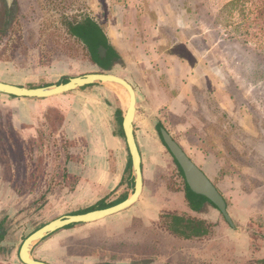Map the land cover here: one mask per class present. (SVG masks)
Listing matches in <instances>:
<instances>
[{
  "label": "rangeland",
  "instance_id": "1",
  "mask_svg": "<svg viewBox=\"0 0 264 264\" xmlns=\"http://www.w3.org/2000/svg\"><path fill=\"white\" fill-rule=\"evenodd\" d=\"M152 9L162 17L159 48L177 40L199 56L192 73L188 66L181 70L186 89L201 85L204 73H211L229 99L226 111L235 129L186 98L177 115L162 111L159 118L176 142L200 146L219 163L214 184L232 226L220 211L208 212L207 219L218 223L215 236L193 242L140 227L132 233L131 221L108 216L55 231L34 246L36 259L51 264H253L264 257V239L252 235L253 230L264 233V0H0V81L39 87L98 71L66 32L63 16L88 13L102 26L107 21L128 26L131 16L136 24L153 19ZM177 52L185 54L181 46ZM110 72L138 86L127 69L117 66ZM92 86L36 104L0 94V221L6 230L0 264H23L18 258L22 241L48 221L89 210L99 201L113 203L114 190L102 185V166L89 147L105 133L102 123L111 108L120 105L124 113L126 96L115 84ZM108 161L105 171L115 180L120 163ZM169 167L171 191L180 192L181 179L172 162ZM141 224L150 227L152 221Z\"/></svg>",
  "mask_w": 264,
  "mask_h": 264
},
{
  "label": "crops",
  "instance_id": "2",
  "mask_svg": "<svg viewBox=\"0 0 264 264\" xmlns=\"http://www.w3.org/2000/svg\"><path fill=\"white\" fill-rule=\"evenodd\" d=\"M131 5L132 3L130 2L127 6L129 9L127 14L129 15L132 12ZM152 12L153 16H151L153 19H150L149 16L144 17L140 24L134 23V18L131 16L128 26L123 23L119 24L118 21H107L105 26H103L109 41L121 54L122 58L128 54L130 55V58L124 61L123 69H127L138 84L135 87L130 79L127 80L125 78L132 85L136 95V103L138 104L133 119V133L140 154L142 174V189L135 203L110 216H119L129 221L133 218H138L140 221L143 219L153 223L159 219L161 211L174 209L205 220H211L207 219L206 213H214V211L219 213L217 208L210 205V203H204L199 211L193 210L187 204L182 184L180 192L171 191L168 171L171 168L169 165L171 162L173 163V160L163 145L156 127L158 124H162L161 128L167 130L172 136L159 118L160 112L166 111L169 114L172 112L177 115V109L180 105H183L185 98L190 105L197 106L193 93L195 88H201L206 82L207 85L209 84L208 86L217 105L225 112H227L226 106H228L225 104H229V99L226 96L224 87L220 84H214L213 78L210 76L211 73H204L203 77L205 79L201 85L192 83L191 90L186 89V75L181 70L185 66H188L189 69L194 67L198 63L199 56L188 46V43H182L177 40L167 42V46L164 49L159 48L161 44H164L160 35L163 27L162 17L159 11L152 9ZM124 45L137 48H124ZM180 46L184 49L185 54L177 52V47ZM199 55L201 56L202 54L199 53ZM190 73H192V69ZM93 88L92 86L91 89ZM82 89L78 88L72 92L82 91ZM19 100L32 99L19 97ZM35 102L37 101L34 100L30 104ZM103 105L106 107L105 104ZM173 107L176 108V112ZM113 121L114 108H111L109 115L107 114L102 123L105 133L99 135V141L97 143L94 141L95 143H92V146L89 147L91 154L94 153V157L98 159L96 163L102 166L103 171L100 172L104 175L101 181L102 185L106 189L114 190L111 199L113 203L104 201L109 206L126 199L134 188L125 140L116 131ZM179 145L214 184V178L220 170L216 159L211 154L203 152L200 146H191L189 148L182 144ZM109 158H116L120 163L115 180L113 173L109 170L105 171L109 166ZM173 166H175L174 163ZM97 173L99 172L97 171ZM132 210L137 211V213L135 215L127 214L128 211Z\"/></svg>",
  "mask_w": 264,
  "mask_h": 264
},
{
  "label": "water",
  "instance_id": "3",
  "mask_svg": "<svg viewBox=\"0 0 264 264\" xmlns=\"http://www.w3.org/2000/svg\"><path fill=\"white\" fill-rule=\"evenodd\" d=\"M99 50L100 53H103L102 48ZM94 83H111L119 85L127 91L129 101L122 116L121 127L131 163L130 167L134 181L133 192L126 199L114 205L93 209L83 213L60 216L40 226L24 238L18 249V258L23 264H51L49 262L36 259L31 254L34 246L44 237L71 224L92 223L104 219L112 214L126 209L138 199L142 189V174L140 154L133 133V119L136 111V95L132 85L125 78L113 72L106 71L90 72L71 77L63 83L49 84L40 87H27L0 81V94L28 98H47L62 95ZM160 134L171 155L180 166L184 180L189 189L196 194L206 197L221 212L225 220L232 225L231 219L226 210L225 200L212 181L187 156L167 130L161 128Z\"/></svg>",
  "mask_w": 264,
  "mask_h": 264
},
{
  "label": "trees",
  "instance_id": "4",
  "mask_svg": "<svg viewBox=\"0 0 264 264\" xmlns=\"http://www.w3.org/2000/svg\"><path fill=\"white\" fill-rule=\"evenodd\" d=\"M3 5L6 10L5 12L8 15L9 6H7V2L4 1ZM62 22L66 29V32L71 37L75 38L77 42L81 44V48L85 50L86 54L90 57V60L98 67V71L110 72L116 66H121V67L124 66V61H123L121 54L111 44V42L109 41L104 31L103 26L98 21H96L94 17H92L88 13H81L79 16H76L74 18H68L66 15H64ZM100 48L104 50V53H100V50H99ZM256 78L254 77L253 80H256ZM255 82H260V81H253V83ZM92 85L94 84H89L81 88L90 87ZM41 86H45V85H41ZM193 94L197 101V105H200V104L205 105L206 107L210 108L211 113L223 117L225 121L227 122V126L229 128H234V129L237 128V125L235 124V122L232 121V116L229 115L224 110H222L217 105L214 97L212 96L211 90L206 83L203 84L201 88H195V91ZM6 96H8L9 98H19V97H15L11 95H6ZM24 98L32 99L36 101H48L54 97H47V98L24 97ZM115 102L117 103V101ZM122 115H123V112H122L120 105L115 106L114 107V121H113L114 126H115L116 131L122 137H124L122 128H121ZM161 127H162V124H158L156 129L158 131L159 137L163 145L165 146L167 152L171 155L170 151L168 150L167 146L162 140V137L160 134ZM171 157H172L173 163L175 164L177 174L181 179V184L183 186L184 195H185L187 204L193 210H196V211H199L204 203H210V205L216 208V206L213 203H211L206 197L196 194L189 189L188 185L186 184L184 180V176H183L180 166L178 165V163L176 162V160L173 158L172 155ZM130 164L131 163L129 160V166ZM107 206L109 205L103 204V201H99L96 207L90 208L89 210H85L83 212H87L93 209L104 208ZM83 212L81 211L79 213H83ZM131 224L133 226L132 233H135L138 227H140L142 231L145 230V231L152 232L155 234L159 232L165 233L174 238L182 239L185 241H193V242L205 241V240L213 238L215 236L214 234L215 230L218 226V223L216 221L205 220L200 217L192 216V215H189L183 212H179L174 209H166V210L161 211V213L159 214V219L156 222H153L150 227L142 226L141 221L138 218H133L131 220ZM75 225L76 224H71L61 229L70 228ZM132 233H129V234L131 235ZM141 233L139 234L137 232L136 234L140 237ZM252 235H253V239L257 237L264 239V233L260 231L253 230ZM5 236H6V230L4 228L3 220H1L0 221V250L2 248L1 242L4 240ZM48 236L49 235L44 237L42 240L46 239ZM253 264H264V257L261 259H257L256 261H253Z\"/></svg>",
  "mask_w": 264,
  "mask_h": 264
},
{
  "label": "bare ground",
  "instance_id": "5",
  "mask_svg": "<svg viewBox=\"0 0 264 264\" xmlns=\"http://www.w3.org/2000/svg\"><path fill=\"white\" fill-rule=\"evenodd\" d=\"M118 87H120L119 89L121 90H123L124 91V93H125V96H126V101L124 102V104H126V107H127V105H128V101H129V98H128V94H127V91H125V89L123 88V87H121V86H119L118 85ZM118 93V95H119V92H117ZM123 96V95H122ZM121 100H123L122 98H120ZM125 100V99H124Z\"/></svg>",
  "mask_w": 264,
  "mask_h": 264
},
{
  "label": "flooded vegetation",
  "instance_id": "6",
  "mask_svg": "<svg viewBox=\"0 0 264 264\" xmlns=\"http://www.w3.org/2000/svg\"><path fill=\"white\" fill-rule=\"evenodd\" d=\"M102 52L104 53V50Z\"/></svg>",
  "mask_w": 264,
  "mask_h": 264
}]
</instances>
